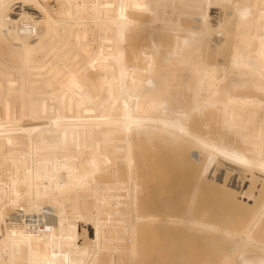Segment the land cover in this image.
I'll list each match as a JSON object with an SVG mask.
<instances>
[{
    "label": "bare ground",
    "instance_id": "obj_1",
    "mask_svg": "<svg viewBox=\"0 0 264 264\" xmlns=\"http://www.w3.org/2000/svg\"><path fill=\"white\" fill-rule=\"evenodd\" d=\"M0 264H264V0H0Z\"/></svg>",
    "mask_w": 264,
    "mask_h": 264
},
{
    "label": "rangeland",
    "instance_id": "obj_2",
    "mask_svg": "<svg viewBox=\"0 0 264 264\" xmlns=\"http://www.w3.org/2000/svg\"><path fill=\"white\" fill-rule=\"evenodd\" d=\"M236 179V178H235ZM235 181V180H234ZM237 185V184H236Z\"/></svg>",
    "mask_w": 264,
    "mask_h": 264
}]
</instances>
